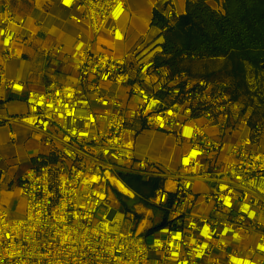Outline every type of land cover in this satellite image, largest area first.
Instances as JSON below:
<instances>
[{
	"label": "built area",
	"instance_id": "2783aa9c",
	"mask_svg": "<svg viewBox=\"0 0 264 264\" xmlns=\"http://www.w3.org/2000/svg\"><path fill=\"white\" fill-rule=\"evenodd\" d=\"M61 2L93 38L77 32L70 53L59 44L44 47L47 56L63 53L77 75L28 89L19 115L0 113V123L31 127L47 147L17 179L0 151V192L3 183L16 182L25 200L21 217L0 207V264H264V119L255 116L264 105V67L245 60L242 101L225 79L159 63L160 29L152 42L122 53L100 49L95 37L103 32L126 39L120 25L126 0ZM164 7L169 20L183 14ZM25 27L12 0H0V86L14 94L25 84L9 77L6 65L20 56L16 40ZM147 128L185 146L178 162L136 148ZM8 134L14 141L16 132ZM127 173L161 181L150 204L167 211L164 225L148 233L153 223L123 230L127 217L132 224L138 217L109 191L113 178Z\"/></svg>",
	"mask_w": 264,
	"mask_h": 264
},
{
	"label": "trees",
	"instance_id": "16d2710c",
	"mask_svg": "<svg viewBox=\"0 0 264 264\" xmlns=\"http://www.w3.org/2000/svg\"><path fill=\"white\" fill-rule=\"evenodd\" d=\"M151 24L161 30L164 40L158 62L174 70H188L194 75L219 77L229 82L234 97L245 101L247 80L245 60L257 68L264 67V0H224L221 8H215L207 0H187L186 11L169 20L162 9L155 8ZM167 26L166 30L162 28ZM195 53V59L183 54ZM221 60L218 68L201 73L192 71L190 64L197 60ZM257 118L264 119V105L257 110ZM33 156L31 159H34ZM121 180L141 194L140 201L151 206L145 198L152 196L159 188L158 178H145L138 174H122ZM118 195L119 192L116 191ZM162 219L146 229L150 232L167 221V211L154 206ZM125 209H130L125 207ZM138 220L142 214L137 213Z\"/></svg>",
	"mask_w": 264,
	"mask_h": 264
},
{
	"label": "crops",
	"instance_id": "0c3cea01",
	"mask_svg": "<svg viewBox=\"0 0 264 264\" xmlns=\"http://www.w3.org/2000/svg\"><path fill=\"white\" fill-rule=\"evenodd\" d=\"M15 1L16 0H12L13 7L18 15L24 17L25 26L27 27L22 31L24 36L16 40L20 56L11 59L7 63L6 71L9 77L22 80V83L25 84V91L22 94H14L0 86V113L7 114L9 113L5 110L6 104L11 99L20 97V101L25 104L24 97L28 89H44L48 81L55 80L63 83L68 79L75 78L77 75L78 72L75 67H73L72 61H67L63 53L57 54L54 52V54L47 56L44 54V47L51 48L59 44L63 46L64 52L70 53L73 51L77 32L82 31L87 38H93L90 29L85 23H76L71 18V15L77 13V11L65 7L61 0H26L34 5L46 6V8L43 9V16H40L38 19L25 13L23 11L25 9L24 5L22 7L23 10L16 9L14 4ZM223 1L224 0H207V3L215 8H221ZM186 2L187 0H126L127 9L120 19V25L126 33V39L124 41L114 40L111 35L103 32L95 37L96 44L100 49L113 50L119 54L124 50L126 51V49L134 48L138 44L145 45L152 42L158 37L157 35H159V28L151 24L153 10L155 8L163 9L166 4L170 3L184 13L186 11ZM42 25H45L46 31L41 28L43 27ZM69 30L72 31V33L66 34ZM57 59H59V62H57ZM25 126L29 127L27 125ZM29 128L32 129L31 127ZM146 131H150L152 136L164 135L170 138H173V136L154 128L143 129L137 135L136 148L140 152L157 157V155L152 153L153 147L151 144L142 136L143 132ZM36 134L39 140V134ZM17 136L16 133V138ZM262 146L264 145L262 144ZM184 147V145H178L176 143V145L171 147L172 150L170 154L165 156L162 160L172 163L178 162ZM46 150L47 149L28 154L26 157V161H28L27 165L30 163L31 157L38 153L45 152ZM158 158L159 157H157V159ZM7 161L11 164L9 168L10 174H15L20 167L18 166V162H21V160L11 161L7 158ZM12 184L13 183H9V181L5 182V186L7 187H10Z\"/></svg>",
	"mask_w": 264,
	"mask_h": 264
},
{
	"label": "rangeland",
	"instance_id": "374dc122",
	"mask_svg": "<svg viewBox=\"0 0 264 264\" xmlns=\"http://www.w3.org/2000/svg\"><path fill=\"white\" fill-rule=\"evenodd\" d=\"M14 4L16 9L18 10H23L22 7L24 5L25 9L23 11L36 19L40 18V16H43V9L46 8V6H41L38 4L34 5L33 3H29L26 0H16ZM42 26L43 27L41 28L46 31L45 25ZM70 33H72V31L70 30L66 32V34ZM221 63L222 61L219 59H216L214 61L197 60L196 62H192L190 66L193 72L201 73L206 71L207 69L210 70L213 68H218ZM20 99V97L11 99L6 104L5 110L12 115H19L23 113L25 111V104L20 101ZM16 123H0V151L11 161L21 160V162H18V166L20 167L16 171L15 179H17V175L27 165L28 161H26V157L28 154L37 153L40 150L47 149V147L41 141L38 140L36 131H33L29 127H26L23 123ZM9 130H13L18 135L14 141H12L8 135ZM209 130L213 133L215 132L213 129ZM142 136H144L145 139L153 147L152 153L157 155V157L161 158V160L164 159L165 156L169 155L172 150L171 147L176 145V141H174L175 139L166 137L164 135L152 136V133L150 131L143 132ZM174 185L175 184L171 179L167 180L166 186L169 188L170 191H172ZM128 188L130 189V187ZM130 190L133 191V196L132 194H128L120 190L119 187L116 186L115 183H113L111 184L109 197L113 202L116 200V205H118L119 208H122L126 212H135L136 215L137 213L142 214V217L133 224L131 218L127 217L123 226V230H127L128 228H130L131 225H134L135 227H137V231H141L144 226L151 225L152 223H155V221L159 220L160 214L159 211L156 210L152 204L151 206H147L146 204L140 201V198L142 197L141 194H137L132 188ZM116 191L119 192L118 195L116 194ZM150 197L152 196L145 198L148 203L150 202ZM0 207L7 210L10 217H21L25 214V200L19 194L16 182H14L10 187L5 186V183L2 185V191L0 194ZM125 207H128L130 209L127 210L125 209ZM104 211L105 208L103 205L99 208L98 213L96 215V219L100 218Z\"/></svg>",
	"mask_w": 264,
	"mask_h": 264
},
{
	"label": "bare ground",
	"instance_id": "6f19581e",
	"mask_svg": "<svg viewBox=\"0 0 264 264\" xmlns=\"http://www.w3.org/2000/svg\"><path fill=\"white\" fill-rule=\"evenodd\" d=\"M113 181H114V183L116 184V186H118L119 187V189L120 190H122V191H124V192H126V193H128V194H133V191L132 190H130L123 182H122V180H120V179H115V178H113Z\"/></svg>",
	"mask_w": 264,
	"mask_h": 264
}]
</instances>
